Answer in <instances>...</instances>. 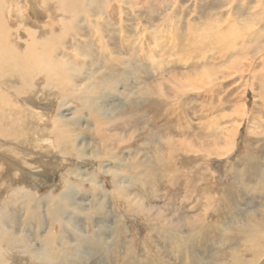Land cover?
Returning a JSON list of instances; mask_svg holds the SVG:
<instances>
[{
	"label": "rangeland",
	"instance_id": "rangeland-1",
	"mask_svg": "<svg viewBox=\"0 0 264 264\" xmlns=\"http://www.w3.org/2000/svg\"><path fill=\"white\" fill-rule=\"evenodd\" d=\"M41 1H36L35 5L30 0H18L20 5L17 4L14 7L11 15L16 19L18 13L23 12V15H26L24 22H30L31 26H43L47 23L50 27L48 29L53 30L55 35L51 31L49 33L46 31L47 34L44 35V31H42L38 34L39 39L42 36L45 38L47 36V40L53 39V36L56 38L66 36L58 42L59 53L52 54L56 61L59 58L67 63L62 62L63 68L59 73L51 75L52 72L47 74V70L38 71L35 69L33 72L32 69L30 72L33 73L30 74L35 76L28 74L26 82L22 78L21 80L24 84L31 86L32 83V85H37L39 81H45L43 78L46 77L50 80L49 76L51 75V85H60L63 89L60 92H53V95L46 93L45 96L38 92L27 102L31 105L32 110H38L42 116L30 114L28 118L23 117L31 126L34 122L41 125L27 131L26 135L23 133L22 127L18 126L20 118L13 109L14 107L12 108L14 105L9 104L12 101L16 106H23L26 110L24 112H28L26 102L23 100L26 106L22 105L14 94L0 96V123H7L9 128L16 130L15 143L7 142L3 136L0 137V205L9 201L8 197H11L13 190L15 191L19 187H23L22 193H25L23 196L26 198L30 196L43 200L37 211L41 218L38 222L36 219L32 221L29 218L32 215L29 213L30 208L34 205L33 202L24 207H22L23 204L18 207L19 203L15 205L16 219H18L16 226L13 223L12 212L7 213L0 220L1 224L6 220L8 225V229L4 232L6 234L4 238L20 236L21 239L17 240V244H22L19 249H11L8 248L9 242L1 241L2 259L0 264H33L32 261L27 263L23 252V244H25L23 242H26L28 238L30 246L37 247L40 245L41 239L49 236L59 239L61 237L59 228L61 229V227L65 231L68 229L70 234L67 240L61 237L67 248L76 243L75 234L69 230L68 226H65L66 228L63 226L67 225L66 217L61 220V218L49 216L51 205H53V202L49 201V197L52 194L57 196L62 193L65 190L63 182L68 178L74 180L76 185L72 187L70 198L73 200L71 204L77 212H68L70 214L68 217H71L72 221L70 225L82 230L86 235V241L82 245L85 246L84 250L87 251L88 257L81 259V264H131L133 262L134 264H147L146 258L149 260L148 264H155L157 259L154 252H158V256L164 258L166 264H181L182 260L186 262L184 259L186 252L181 255L180 251L176 253L175 250H169L170 253L166 254L165 248L161 244H157L158 234L149 235L148 233L152 226L146 221L147 219L151 220V214L157 210L156 206L166 210L165 213H168L169 216L166 217V215L165 218L169 223L175 221L173 215L175 210L171 206L172 203L165 205L166 201H160L159 198L151 196L149 193V188L153 185L155 177L154 170L149 168L151 161L153 164L155 162L152 158V151L158 147L157 137H160V132H162V143L163 139L168 136L169 127H174L176 137L185 138L197 149L202 147L203 142L206 141L205 138L208 137L210 138V141L207 142L209 145L212 142L211 136H214L217 130H219L218 134L223 136L236 121L242 122L238 127L239 135L232 138V141L238 145L234 153L221 158L209 155L201 159L204 163V168L201 167V169L206 168V174L200 179V183L210 182L211 184L212 180L223 183L233 167L227 168L226 165L236 161L239 155L241 156L248 150V141L251 142L250 146H253V139L248 136V125L252 122L255 126L261 124L264 127V87H262L264 85V0H67L69 4L67 7L71 9L68 10L70 13H62L59 16H57L59 12H54L57 10V5L45 0L51 10L55 8L54 13L50 11L51 14H56L58 21L55 22L50 21V13L47 14V10L41 7ZM37 5L41 8L38 9ZM72 17L73 19H71ZM32 29L35 28L32 27ZM192 31L195 37L192 36ZM222 35L229 37L222 39ZM22 37L21 40L14 38L13 46L17 44L20 48L21 44L24 46L27 41H31L23 34ZM60 46H62L61 49ZM195 46L199 50L196 51ZM256 48L257 50H255ZM247 57L253 59L255 64V66L252 65L255 76H251L250 79H248L249 73H245L247 72L244 69L246 66L243 65V61ZM219 68L222 70L220 71ZM107 69L110 70V82L105 87L102 81L107 78L102 75L108 71ZM217 69L219 72L216 71ZM235 69H243V73L247 75L235 74ZM226 70L232 73H228V77H225V85L223 84L221 89L218 88L213 93L207 92L204 96L193 91L184 98L176 99L172 109L177 108L176 114L179 111L182 113L179 117L180 121L173 118L174 110H170V106L174 101H170L168 98L171 92L176 89H186L190 79L195 77L202 79L204 76L208 78V75H217V81L214 82L218 86L223 81L221 75ZM35 73H42V75L37 76ZM72 75L74 76L71 77ZM237 75L240 76L237 78V82H234L232 79ZM101 78L103 79L101 80ZM29 80H33L32 83ZM251 83L254 84L256 90L253 91ZM86 86L87 88H85ZM70 87L74 89L72 90ZM145 87L155 91L157 96L161 94L160 96L167 97L168 102L159 101L154 109L145 113L139 103L140 92H143ZM3 89L5 88H0V94ZM87 89L89 90L87 91ZM57 93L60 94L58 98L61 97V102L58 98L56 99ZM254 93L256 94L254 95ZM234 96L241 97L240 106L238 104L235 107ZM89 98L94 100L92 103L94 107L85 104ZM3 103L5 105L2 106ZM100 109L105 111L110 117V121L116 122V125L106 124L104 127L101 125L100 128L95 125L96 115L100 113ZM241 109L247 113L242 115ZM59 115L63 122L58 125V128L51 130L55 128L52 125L55 126L56 121L54 120ZM152 115L161 121L165 118L166 124L162 127L160 123L163 124L165 121H160L159 126L154 125ZM226 124L228 125L225 130L220 129ZM156 127H159V130ZM87 128H94V131H98L97 134L109 133V136L94 137L89 135ZM177 128L178 130H176ZM232 129L236 130L234 126ZM37 133H40L39 136L43 139L56 137V140L53 139L54 146L49 147L47 139L44 140L46 141L44 144H41L37 137H34ZM61 139H74V149L69 147L67 142H62ZM55 145H61V148ZM195 154L189 156L170 154L173 159L172 164L159 170L161 184L157 185L162 199H164V195H167L164 192L168 193L172 188L169 174L179 172L183 176H190L196 168V163L201 162L200 159L196 160L198 157ZM94 156H101V159H95ZM261 161L264 164V156ZM99 166L101 167L98 168ZM131 167L134 172L129 170ZM69 169L73 170L72 174H67ZM99 169L109 172L102 173ZM95 170L101 174L99 185L106 192L108 198L110 217H107V222L95 223L96 220L104 219V216L99 217L98 215L102 208L93 203L96 197L97 200L99 199L98 191L93 189L89 182L91 174L94 175ZM113 174H116V178L118 177L119 180L114 186L111 181ZM141 175L145 176L146 185L143 187L132 185V182L129 181L130 178ZM262 179L264 180V176ZM217 182H215L216 185ZM120 196H124L129 202L130 212L126 211ZM22 199L24 200V197ZM30 200L32 198L28 201ZM103 201L107 202V200ZM243 203L241 201L240 205L246 207L250 212L257 209L262 210L261 204L258 202L255 206H251L252 204L243 205ZM10 207L15 208L13 202ZM176 207L184 209L183 216L189 215L186 210L197 212L196 192L190 191V196H188L186 192L179 191ZM102 211L106 216V206ZM213 218L209 216L207 222L212 221ZM241 221L242 219L238 218L236 223L241 224ZM158 224L161 223L158 222ZM197 226L194 227V231ZM98 227L107 232L110 230L109 253L106 257L101 256L98 253L100 249L93 245V234L99 230ZM171 233L169 234L171 235ZM229 238L232 240V235L223 237V250L218 245L220 242L218 238H214V243L209 246L208 251L203 249L205 243L203 237L195 240L193 245L186 235L183 237V242L191 247L190 251H187L191 260L196 259L198 264H215L218 263L219 258L221 259L226 249L235 247L227 246L226 241ZM245 240L246 238L237 245L242 247ZM129 241H133L134 254L129 260H124V253H118L117 250L118 247L128 248ZM60 246L58 245L52 252L58 254ZM260 248L257 252L260 251L261 254L256 253V248L253 252L245 253L246 258L257 259L252 264H264V245ZM253 253L255 254L253 255ZM80 254L77 252V256Z\"/></svg>",
	"mask_w": 264,
	"mask_h": 264
},
{
	"label": "bare ground",
	"instance_id": "bare-ground-1",
	"mask_svg": "<svg viewBox=\"0 0 264 264\" xmlns=\"http://www.w3.org/2000/svg\"><path fill=\"white\" fill-rule=\"evenodd\" d=\"M36 1H38V0H30V2H33L35 5H36ZM49 1L54 2L57 5L56 11H54L55 8L53 9V6H52L53 10H51V8L48 6V3L45 0L41 1V7H43L45 10H47V14L50 13L49 15H50V21L51 22L52 21H54V22L58 21V19L56 18V14H53L54 12L60 13V14L58 13L57 16L62 15V13L63 14L70 13V12H68V10H71V9L69 7H67L69 5L67 3V0H49ZM70 1H73V0H70ZM17 4H19L18 0H0V88L1 87L5 88L1 92L0 96L14 94L16 96V99L19 98V102L22 103V105H25L23 100L26 102L27 108L29 110L28 112H24L26 110L24 109L23 106L21 107L18 105L19 106L18 107L12 101L9 102V104L11 103L14 105V106H12V108L14 107L13 109L18 113V116L20 118V123L18 124V126L22 127L21 129H22L23 133L26 135L27 131L32 130V129H36L37 126H41V125H39L38 122L37 123L34 122L33 126H31L23 117L28 118V115H30V114H32L34 116L38 115L39 117L42 116L38 110H32L31 105L27 104V102H29L33 98V96L38 92H41L42 95L45 96L46 93H48V95L49 94L53 95V92H60L63 89V88H61L60 85H53V84L51 85L50 80H51V75H53V73H57V72L59 73L61 68H63L62 62L64 60L58 58L59 61L58 60L56 61L55 60L56 58L53 54H54V52H56L55 55H57V53H59L58 52V50H59L58 49V42L61 41L66 36H64V37L59 36L58 38L53 36V39H48V40L46 39V38H48L47 36H46V38L42 36V38L39 39L38 34L42 33V31H44V33L46 31H47V33H49L51 31L48 29V28H50L49 25L47 23H45L43 26H31V25H29L30 22H26V23L24 22V19H26L25 18L26 15L24 16L23 12L18 13L17 18L14 19V17L11 15V12L14 10V7ZM55 4H53V5H55ZM41 7L37 5L38 9H40ZM58 10H60V11H58ZM4 11H5V14H4ZM50 11H52V12L54 11V12L51 14ZM43 14H44V12H43ZM74 17L76 18L77 16H74ZM71 19H73V17ZM60 24H61V22H60ZM76 25H78V24L76 23ZM32 27H34L36 30L35 29L33 30ZM51 32H52V34H54L53 30ZM47 33H45L44 35H46ZM22 34L25 37L30 38L31 41H27L24 46H22V44L19 42L21 44L20 48H23V49H20L17 44H14V46H13L12 40H14V38H19V40H21L23 38ZM192 34H193L192 36L195 37L193 31H192ZM222 37H223L222 39H224V38L229 37V36L222 35ZM91 38H92V36H91ZM187 39H189V38H187ZM16 41H14V42H16ZM47 46H49V47H47ZM61 47L62 46H60V49H61ZM191 49H193V48L191 47ZM197 49L199 50V48L196 47V51H197ZM255 50H257V48ZM255 50H254V52H255ZM65 53H66V51H65ZM66 54H65V56H66ZM70 54H72V53H70ZM72 57H74V56H72ZM63 63H67V62L64 61ZM253 64H254V61L250 57H247V59L245 61H243V65L246 66L244 69L247 71L245 73H247V74L249 73L248 79H250L251 76H255V72H253V70H252ZM194 65H196V64H194ZM220 65H218V66H220ZM254 66H255V64H254ZM32 69H33V72H35L34 71L35 69L38 71L47 70L48 71L47 74H51L49 72H52V74L49 76L50 80H48L46 77V78H43V80H45V81H39L37 85H32L33 84L32 81L34 80V78H33L32 81L29 80L30 83H32L31 86H29V84H26V83L24 84L22 82V80L24 82H26L28 74H30L32 72V71L30 72V70H32ZM195 69H196V67H195ZM219 69H217L216 71L219 72ZM102 70L104 71V69H102ZM221 70L222 69H220V71ZM47 71H45V72H47ZM76 71H77V69H76ZM231 71H233V70H231ZM105 72L106 73L105 74L103 73L104 75H102V76H104L105 78H107L109 80L104 79L102 81V83L106 87L107 84L110 82V70L105 71ZM234 72H236L235 74H240V75L244 74L243 69H235ZM213 73H215V72H213ZM228 73H229V71L226 70L225 73H223L221 75L223 81L222 80H221L222 82L219 81L220 83L218 84V86H217V83L214 82L217 79V75L216 76L208 75L209 76L208 78H206L204 76V77H202V79H200L199 77H195L194 79H190L188 87L184 90L183 89H176L173 92H171L170 94L168 93L169 94V97H168L169 100L174 101V103L170 106V110H174L173 111V115H174L173 118L178 120L179 117H181V113H182V112L180 113V111L179 112L177 111L178 113L176 114L177 108L172 109L175 106L174 104L176 103V99L184 98L185 96H187L188 93L191 94L193 91H195L198 94H201L203 96L207 92L213 93L216 89H218V88L221 89L223 87V84L225 85L224 79H225V77L226 78L228 77ZM231 73H229V74H231ZM247 74H244V75H247ZM30 75H33V74H30ZM36 75L40 76V75H42V73L41 74L38 73ZM70 75H69V77H70ZM74 75H72L71 77H73ZM240 75H237L235 77L231 76V77H234L232 80L234 82H237V78ZM33 76H35V75H33ZM54 77H52V78H54ZM21 78H22V80H21ZM95 79L97 80V78H95ZM102 79L103 78H101V80ZM67 80H68V78H67ZM73 81H75V80H73ZM251 81H252V79H251ZM97 82H99V81L97 80ZM52 83H53V81H52ZM61 84H63V83H61ZM258 84H260V83H258ZM67 85H68V83H67ZM64 87H65V85H64ZM66 87L68 88V86H66ZM262 87H264V85ZM56 88H58V89L56 90ZM75 88H76V86H75ZM85 88H87V86ZM147 88H149V87H147ZM147 88L145 87L143 89L144 91L140 92L141 99L139 100V103H140L142 109L145 111V113H148L149 111L154 109L155 105L159 101H162L164 103L168 102L167 97L164 98V97L160 96L161 94L160 95L158 94L159 96H157L154 93L155 91L153 92ZM151 88H153V87H151ZM251 88L253 89V91L256 90V87H254L253 83H251ZM106 89H108V88H106ZM76 90H74V91H76ZM79 90H80V88H79ZM88 90L89 89H87V91ZM256 93H257V91H256ZM256 93H254V95ZM71 94L73 95V93H71ZM54 95H56V94H54ZM58 95L60 96V94L57 93L56 99L59 97ZM65 96H67V95H65ZM102 97H104V96H102ZM60 98H58V99L60 100ZM63 98H62V100H63ZM65 98H67V97H65ZM70 98H71V96H70ZM234 98L236 101L235 107L238 104H239L238 106H240L241 105V103H240L241 97L240 96L239 97L234 96ZM263 99H264V95H263ZM144 101H145L146 106L144 104ZM60 102H61V100H60ZM93 102H94V100L92 98H89V99H87L85 104L92 106ZM6 103H8V102H6ZM63 104H65V103L63 102ZM126 104H128V103H126ZM3 105H5V104L3 103L2 106ZM92 107H94V106H92ZM163 107H165V106H163ZM9 108H10V106H9ZM129 108H130V106H129ZM4 109H6V108H4ZM30 111H31V113H30ZM240 111L242 112V115H245L247 113V111H244L243 109H241ZM23 113H24V115H23ZM120 115H122V114H120ZM145 115H147V114H145ZM252 116L255 117L254 115H252ZM53 120H51V121H53ZM8 121H10V120H8ZM54 121H56V123L54 122L55 126L54 125H52V126L55 128L54 129L52 128L51 130H55L56 128H58V125L63 122V119L60 118V115H59V117L57 116V118H55ZM160 121L161 120H158L157 117L152 115V123L154 125H158V123ZM163 121H165V122H163ZM163 121H161V122H163V124L160 123V125H162V127H163V125L166 124L167 120L165 118H163ZM179 121H180V119H179ZM241 123L242 122L236 121V123L232 125V127L234 126L236 128V130L232 129V127H231L226 131L225 135H223V136H220L218 134L219 130H217L216 133L214 134V136H211L212 142L209 143V145L207 144V142L210 141V138L208 137V138H205L206 141L203 142L202 147L197 148V149L195 148V146L192 143H190V141H187L185 138L176 137L174 135V132H175L174 127L168 128V131H167L168 136L163 139L162 143H161L162 132H160V137H157L158 141H159L158 142L156 140L159 143L158 147H156V149H154L155 151L154 150L152 151V158H154L155 162L153 164V162L151 161L150 166H149V168L154 170V173H155L154 174L155 177L153 180L154 182H153V185L149 188V193L151 196L159 198L160 201H166L165 205L172 203L171 206L175 210V212L173 214L175 216V221L172 223H169L165 218L166 215H167L166 217L169 216L168 213H165L166 210L161 208L160 206H156L155 208H157V210L151 214V220L149 221L147 219L146 223H148L149 225L152 226L150 232H148L149 235H153L154 233L158 234L157 244L159 243V245L161 244V246H163L165 248V250L167 252L166 254L170 253L169 250L170 251L175 250V251H177L176 253H178V251H180L181 255L186 252V257H184L186 262L184 260H182L181 264H198V261L196 259L191 260V257L189 256V253L187 252V251H190L191 247L187 246L183 242V237L186 235H187V239H189L193 243V245L195 243V240H197L200 237H203L205 240V243L203 245V249L205 251H208L209 246L212 243H214V240H215L214 238L220 239V242L218 245L220 246L221 250H223V244H222L223 237L227 236V235L229 236V234L232 235L233 239L231 240V238H229V240L226 242H227V246L232 245L235 247L230 248V249H226L224 254L221 256V259L219 258V261H217L218 263H215V264H250V263L252 264L253 261H256L257 259L255 258L256 259L255 260L254 257L253 258H246L245 253L247 251L253 252L254 248H256V253L261 254L260 251L259 252H257V251L259 249H261L260 247H263V245H264V180L262 179V177L264 176V164H262V161H261V158L264 156V127H262L261 124L259 126H255L254 124H252V122L248 125V130H247L249 133L248 136H249V138L253 139V146H250L251 142L248 141L247 142V145H249L247 148L248 150H246V152L244 154H242L241 156L239 155L237 157L236 161L231 162L228 165H226L227 168H229L231 166H233V167L231 169V172H229L226 175L223 183H218L215 180H212L211 184H210V182L209 183H200V179L206 174V171H205L206 168L203 170L201 169V167L204 168V163L201 159H204V158H206V156L208 157L209 155L221 158V157H226V156L234 153L236 151L238 145H237V143H234L232 141V138L237 137L239 135L238 127H240ZM0 124H1L0 125V137L3 136L7 142L13 141L12 143H15L16 139L14 137L16 136V134H15L16 130L9 128L7 123H3V124L0 123ZM106 124L116 125V122L110 121V117L107 116L106 112L101 110L100 113H98L96 115L95 125H97L100 128L101 125L104 127ZM214 124H216V123H214ZM227 125L228 124L220 127V129L225 130L227 128ZM109 126H111V125H109ZM263 126H264V124H263ZM47 129H49V128H47ZM63 129H64V125H63ZM87 129H88L89 135H92L94 137L95 136H98V137L99 136H105V135L109 136V133L108 134H104V133L97 134L98 131H94V128L93 129L87 128ZM156 129L159 130V127H156ZM176 130H178V128ZM51 132L54 133V131H51ZM57 132H58V130H57ZM152 132H154V131H152ZM39 134L40 133H37L36 136H34V137L35 138L37 137V140L41 144H44V142H46L44 140L47 139L48 140L47 144H49V147L54 146L55 143H54L53 139L56 140V137L53 136L52 138L43 139V137H40ZM61 136H62V134H61ZM130 138H132V136H130ZM201 139H203V138H201ZM61 141L67 142L69 147H72L74 149V147H75L74 139L73 140L61 139ZM36 143H38V142H36ZM56 147L61 148V145L56 146ZM44 150H46V149H44ZM194 153H196L195 155L198 157V158L196 157L197 158L196 160L200 159L201 162L196 163V168H194V171L192 172V174H190V176H183L179 172H177L175 174H169L170 182H171L170 186L172 188L169 189L168 193H165L163 190L164 194H167V195H164V199H162V196H161L162 194H160L161 192H158V185H157L158 183H160V181H159V170L164 168L167 165L172 164L173 159L170 157V154H175V156H177V155L189 156L190 154L194 155ZM18 158L22 162V159L19 156H18ZM94 158L95 159H101V156H98V157L94 156ZM16 166H18V165L16 164ZM258 166H260L261 168ZM100 167L101 166H99L98 168H100ZM3 169H5V168H3ZM99 170L102 173L103 172H106V173L109 172L107 170L106 171L101 170V169H99ZM129 170L134 172L133 167L129 168ZM91 172L92 171L90 170V173ZM72 173H73V170H71V169L67 170V174H72ZM100 175L101 174L99 172H97V170H95V174L94 175L91 174V178L89 181V182H91V187L98 191L97 196H99V199L97 200V197H96L94 199L93 203L95 204V206L102 208V210L106 206L107 211H106V216H105V213L102 210H100L98 215H99V217L104 216V219H102L100 221L96 220L97 222L95 220H93V221H95V223L107 222L106 221L107 217H110V208H109L107 194L99 185V176ZM212 175H213V173H212ZM117 180H118V177L116 178V174H113L112 178H111L113 186L119 182V180H118V182H117ZM129 181L132 182L131 183L132 185H136V186H140V187L145 186L146 182H147L145 176H142V175L137 176L135 178H130ZM74 182L75 181L72 180L71 178L64 180L63 187L65 188V190L57 196H55L53 194L51 196L49 195L50 196L49 201L53 202V205H51V211L49 212V216L51 218L52 217H57L58 219L61 218V220L63 217H66L65 221L67 222V225L63 223L64 224L63 226L64 227L68 226L69 230H71L75 234L76 243L73 246H70L69 248H67L66 243L62 242L61 237H63L65 240H67L68 236H70L68 229L65 231L63 227H61V229L59 228V231H61V234H60L61 237H59V239H57L53 236H49L45 239H41L40 245L39 246L37 245V247H35L34 245L30 246V243L28 242V238H27L26 242L22 241L23 243H25V244H23V252L26 256L27 263H28V261H32L33 264H81L80 263L81 259L88 257L87 251L84 250L85 246L82 245V243L86 241V235L82 230H78L77 228L71 226L70 225V222H72L70 220L71 217L70 218L68 217V215H70V214H68V212H72V211L77 212L76 209L72 206L71 202H73V200L70 198L72 187L76 186L74 184ZM215 182H217V185ZM22 190H23V187H19L15 191L13 190L12 196L8 197V198H10L9 201L7 200V202L2 203L4 206L2 204H1L2 206L0 205L1 206L0 207V220L3 217H5L7 215V213L12 212V218L14 220L13 223H14V226H16V220H18V219H16L17 209H16L15 205L17 203H19L18 207L21 204H23L22 207H24V206H28V203H30V202H33L34 205H32V208H30L29 214H32V215H30L29 218L32 221L34 219H36V222L41 220V218H39V213H37V211L39 210L38 207L41 205V203H42L41 201H43V200L37 199L36 197L28 196L29 199L32 198V200L28 201L29 200V199H27L28 197L26 198L25 196H23V194H25V193H22ZM179 191L186 192L188 196H190V191L196 192L197 204H198V211L197 212L186 210V212L189 213V215L186 214L183 216L184 209L183 208L178 209L176 207V199L179 196ZM22 197H24V200L22 199ZM120 197L122 198V201H123V204H124L126 211L130 212L129 202L126 200V198H124V196H120ZM101 199L107 200V202L104 203V201ZM255 199H257V200H255ZM35 200H36V202H35ZM46 201H48V200H46ZM241 201L244 202L243 205L252 204L251 206H255L256 203L258 202L259 204H261L262 210L257 209V210H254L253 212H250L246 209V207H243L242 205H240ZM12 202H13L14 207H15L14 209H12L10 207V204H12ZM96 202H98V203H96ZM182 202H184V200H182ZM49 204H51V203L49 202ZM211 207H213V208H211ZM81 208L83 209V206H81ZM20 209H22V208H20ZM166 209H168V208H166ZM210 212H212V214H209ZM209 216L210 217L212 216L214 218L212 221L207 222V219ZM238 218L242 219L241 224L236 223V220ZM93 219H95V218H93ZM158 222H160L161 224H158ZM196 225H198V226H197L196 230L194 231V227ZM7 229H8V225H7L6 220H4L2 224L0 221V242L1 241L9 242L10 244H9L8 248H11V249L21 248L22 244H17V240L21 239L20 236H7L6 238H4V235H6L4 232ZM98 229L99 230H96L93 234V236H94L93 245L95 246V248L100 249V251L98 253H100L101 256L106 257V256H108V253H109V243H110L109 233H110V230L107 232L103 229L100 230L99 227H98ZM185 229H186V231H185ZM171 231H172V233H171ZM169 233H171V235ZM245 238H246V240H245V243L242 245V247L238 246L237 244ZM128 243H129L128 248L123 249L122 247H118V250H117L118 253H124V255H123L124 260H129L131 258V255L134 254V249L132 247L133 241H129ZM58 245H61L60 249L57 251L59 253L58 254L53 253L52 252L53 249L56 248ZM14 247H18V248H14ZM77 252H80L81 254L79 256H77ZM153 254L155 255V257L157 259L155 264H166V260L162 257H159L158 252H154ZM254 254L255 253H253V255ZM1 259H2V255L0 254V260ZM23 260L25 261V259H23ZM145 260L149 263V260L147 258ZM161 262H163V263H161ZM131 264H134V262Z\"/></svg>",
	"mask_w": 264,
	"mask_h": 264
}]
</instances>
